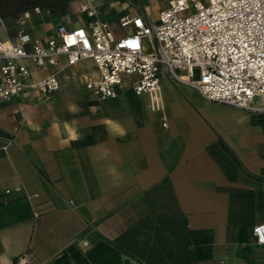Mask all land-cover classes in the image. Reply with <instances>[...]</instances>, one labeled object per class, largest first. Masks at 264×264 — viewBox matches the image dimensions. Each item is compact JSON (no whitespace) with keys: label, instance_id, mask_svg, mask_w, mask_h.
Listing matches in <instances>:
<instances>
[{"label":"crops","instance_id":"1","mask_svg":"<svg viewBox=\"0 0 264 264\" xmlns=\"http://www.w3.org/2000/svg\"><path fill=\"white\" fill-rule=\"evenodd\" d=\"M85 1L116 35L120 17L155 21L167 4L0 0V39L80 26ZM61 62L57 90L0 99V264H264L252 233L264 221V111L165 75L159 111L135 74L98 98L79 75L96 74L90 59ZM27 64L33 79L55 69Z\"/></svg>","mask_w":264,"mask_h":264},{"label":"built area","instance_id":"2","mask_svg":"<svg viewBox=\"0 0 264 264\" xmlns=\"http://www.w3.org/2000/svg\"><path fill=\"white\" fill-rule=\"evenodd\" d=\"M80 7L89 17L80 26L60 23L46 37L20 29L14 38L0 39V99L19 95L26 87L45 93L57 90L65 57L69 66L85 59L93 62L96 74L79 75L98 98L116 96L124 75L135 74L134 91L147 93L151 110L159 111L160 80L165 75L195 88L205 99L264 111V0H167L155 21L140 15L120 17L123 35L98 18L88 1ZM34 10L40 11L37 6ZM27 61L40 69H55L33 79ZM252 233L264 244V221L256 223ZM25 262L24 257L16 260Z\"/></svg>","mask_w":264,"mask_h":264},{"label":"rangeland","instance_id":"3","mask_svg":"<svg viewBox=\"0 0 264 264\" xmlns=\"http://www.w3.org/2000/svg\"><path fill=\"white\" fill-rule=\"evenodd\" d=\"M149 50H150V48L147 49V51H149Z\"/></svg>","mask_w":264,"mask_h":264}]
</instances>
